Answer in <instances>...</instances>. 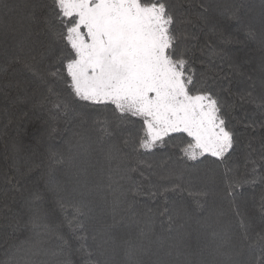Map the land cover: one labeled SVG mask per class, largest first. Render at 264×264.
<instances>
[{"label": "trees", "instance_id": "1", "mask_svg": "<svg viewBox=\"0 0 264 264\" xmlns=\"http://www.w3.org/2000/svg\"><path fill=\"white\" fill-rule=\"evenodd\" d=\"M44 2L0 0V208L7 203L12 209L0 211V264H63L65 260L85 264L79 252L82 241L72 235L54 202L46 205L53 231L38 232L27 225L26 217L17 215L21 196L6 183V178H19L17 169L46 162L49 150L74 157L57 179L81 172L76 198L82 193L91 209L83 221L89 246L97 231L112 225V241L103 254L98 252L101 264H226L228 258L222 253L229 245L239 264H264V106L259 99L264 49L259 39L249 38L247 30L229 18L231 6L245 5L246 19L251 18L250 27L258 33L264 0H167L178 16L190 15L194 20L190 31L197 39L191 42L189 55L196 88L220 96L223 117L235 133L236 143L224 164L210 156L201 157L202 163L181 162L175 147L183 146L180 140L151 152L137 151L131 143L125 147L126 140L140 134L141 125L113 122L109 134L103 135L96 121L105 116L111 120V110L77 106L83 119L58 112L49 87L67 98L63 85L45 84L24 67L35 57L45 75L55 70L47 52L48 38L40 27H29L33 14L39 15L37 6ZM5 3L10 9L4 8ZM200 4L208 8V23L197 20L203 11ZM249 77L257 88L253 98L241 99L251 91ZM51 128L56 133L49 137ZM167 168L185 172L181 179H162ZM226 169L245 181L234 198L224 192ZM45 172L41 168L29 175L38 179ZM109 175L115 191L108 187ZM174 183L181 188L172 190ZM190 191L207 193L200 199L201 207ZM115 196L121 205L114 214ZM245 228L247 239L241 243ZM129 244L135 246L132 257L127 254ZM61 248L63 255L54 256Z\"/></svg>", "mask_w": 264, "mask_h": 264}, {"label": "snow or ice", "instance_id": "2", "mask_svg": "<svg viewBox=\"0 0 264 264\" xmlns=\"http://www.w3.org/2000/svg\"><path fill=\"white\" fill-rule=\"evenodd\" d=\"M37 7L39 15L33 14L29 27H40L48 38L47 52L54 59L55 70L45 75L35 57L33 62H24V67L45 84L63 85L67 98L49 87V94L56 98L53 107L58 112L83 119L77 106L111 110V120L105 116L96 121L103 135L109 134L113 122L141 125L140 134L130 142L126 140L125 147L131 143L137 151L151 152L158 146H167L168 141L180 140L183 146L175 147L181 162L202 163L201 157L210 156L224 164L234 148L236 136L223 117L220 96L207 88H196L189 52L191 42L197 37L190 31L195 23L190 15L178 16L167 0H45ZM199 7L203 11L197 20L208 23L205 15L208 8L204 4ZM4 8L10 9V5L5 3ZM231 8L229 18L240 29L247 30L249 38L259 39L264 49V2L258 33L250 27L251 18L246 19L245 5ZM249 87L251 91L241 99L253 98L256 82L252 80ZM259 89L260 104L264 106V70ZM55 133L56 129L51 128L47 135L52 137ZM107 156L111 159V149ZM73 159L61 151L49 150L46 162H33L23 171L17 169L19 178H6V183L20 194L17 215L26 217L27 225L42 233L53 231L47 222L46 205L54 202L72 235L82 241L79 252L85 264H101L98 252L103 254L112 241V225L97 231L89 246L83 221L91 209L82 193L76 198L82 187L81 172H73L66 180L57 179V173L71 165ZM41 168L46 169L44 176L31 179L29 174ZM184 172V168H167L162 179H181ZM108 180L109 189L115 191L111 175ZM223 181L225 195L232 198L245 182L242 177L232 175L231 169H226ZM180 188V184L172 185V190ZM189 195L201 207L200 199L207 193L190 191ZM12 202H16L15 196ZM120 205L119 197L115 196L111 202L114 214ZM0 211L12 209L6 203ZM245 239L246 228L241 233V243ZM261 242L264 243V238ZM63 253L61 248L53 255ZM127 254L130 257L135 254L134 245L129 244ZM222 254L228 258L226 264H239L231 245Z\"/></svg>", "mask_w": 264, "mask_h": 264}]
</instances>
